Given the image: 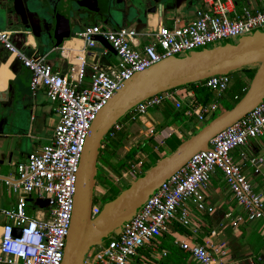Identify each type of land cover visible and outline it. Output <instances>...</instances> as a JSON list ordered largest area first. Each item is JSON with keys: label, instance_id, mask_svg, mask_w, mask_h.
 I'll use <instances>...</instances> for the list:
<instances>
[{"label": "built area", "instance_id": "obj_1", "mask_svg": "<svg viewBox=\"0 0 264 264\" xmlns=\"http://www.w3.org/2000/svg\"><path fill=\"white\" fill-rule=\"evenodd\" d=\"M199 2L200 7L188 23L175 20L171 26L158 25L145 33L129 27L85 26L76 33V38L83 42L82 48L60 49L61 57L70 61L66 73L56 71L43 58L27 57L12 44L10 32L0 31L2 46L30 71V89L35 92L42 87L46 98L57 104L58 114L50 142L17 163L15 177L4 179L10 192L17 196V205L14 209L1 210L8 222L2 226L0 235V264H61L72 218L77 172L89 128L125 81L163 59L264 30V0L248 3L241 10L236 9L234 0ZM97 37L110 45L116 63L93 64L90 83L82 87L87 53L97 46ZM141 37L147 39L145 43H141ZM200 82L202 87L220 95L226 91L230 79L229 75H215ZM166 101L173 102L175 108L181 107L174 89L169 90L135 105L127 113L129 121H136ZM216 107V103L192 106L185 113L195 114L197 121L203 122ZM122 128L116 122L105 134L101 147L110 143ZM260 137H264V99L216 134L209 141L208 149L194 153L184 166L162 182L112 238L88 251L83 264H161L166 252L157 251L154 243L168 230V224L177 220L182 227L192 228L186 201L199 212L213 211L205 205L204 191L216 169L221 171L236 204L245 212L244 217H234L232 225L263 218L262 196L254 192L241 166L231 158L232 150ZM143 159L129 160L127 169L114 178L115 182L122 184L121 178L127 175L135 178L140 174ZM244 159L255 175L261 173L264 156ZM29 200L34 215L27 213ZM101 207L93 202L92 217ZM178 245L196 264H227L224 242L205 246L186 240Z\"/></svg>", "mask_w": 264, "mask_h": 264}, {"label": "crops", "instance_id": "obj_2", "mask_svg": "<svg viewBox=\"0 0 264 264\" xmlns=\"http://www.w3.org/2000/svg\"><path fill=\"white\" fill-rule=\"evenodd\" d=\"M255 0H234L236 9L241 10L248 3ZM165 7L161 14L148 12L140 20L127 21L125 23H113V25L103 24L94 21L91 24H78L73 22V30L68 37L59 38V35L48 39L42 35L40 30L44 24L43 16L36 14V6L30 0H0V31L10 32L12 44L23 51L30 58H43L46 62L53 65L56 71L66 73L70 66V61L65 60L60 55V49L75 50L83 47V42L76 38V33L85 26L99 25L104 28L118 29L120 27L134 28L138 33H145L153 30L158 25L171 26L175 20H180L182 24L191 21L196 10L200 7L199 0H168L165 1ZM51 12V10H50ZM52 13V12H51ZM65 27V25H64ZM58 32V30H57ZM147 39L140 38L141 43ZM103 39L98 40L96 47L90 49L87 53V65L82 78L81 86H88L92 65L105 66L116 63V56L110 46L104 43ZM59 48V49H58ZM57 56H52L58 52ZM25 73L24 74V72ZM237 79L241 82L234 89L233 85L227 90H231L226 98L233 100L236 95L246 86V75L243 71ZM239 74V73H238ZM20 77L27 81L23 87ZM31 73L25 69L20 62L10 56L8 51L0 43V132L5 136L2 143L0 136V235L2 226L8 220L1 213L2 209H14L17 205V196L10 192L5 185L4 179L16 176V164L23 162L28 153L42 148L50 142L53 129L57 121L50 115L55 113L57 104L49 101L42 87L35 92L30 89ZM230 83L231 77H229ZM202 82L194 86L185 85L174 89L176 101L181 102L180 108H175L171 101L164 102L161 106L147 111V114L136 121L137 130L128 129L121 132L120 137H115L111 142L114 145L109 147V143L101 147V153L98 156L97 172L101 174L102 182H95V190H102V184L109 187V192L114 188L123 190L133 176L121 178L122 184H117L114 178L120 176L121 171L127 169L129 160L144 157L143 167L153 165L149 163L154 154L162 157L166 153L164 147L165 141L174 136L180 142H184L195 134V131L201 129V124L197 121L195 114L188 116L186 111L192 106L204 105L201 92L196 89L202 88ZM207 90V89H206ZM205 95V93H204ZM217 95L211 91V96L205 105L215 103L218 105ZM208 99V98H207ZM49 104H53L51 107ZM216 112V110H215ZM210 113L205 117L206 123L215 113ZM129 120V116L127 118ZM47 123L52 129V133L47 138L43 136L42 131H38L40 124ZM39 124V126H38ZM128 144L129 146L126 147ZM140 150H136L138 147ZM119 147L125 150L118 157H113V152L118 153ZM164 148V151L161 149ZM136 150V151H134ZM109 151L111 153H109ZM165 152V153H164ZM162 155V156H161ZM252 155L264 156V137L250 140L245 146L237 147L231 151L233 162L241 166V171L246 175L252 185L254 192L260 194L264 201V166L261 167V173L255 175L244 157ZM117 170V172H115ZM204 200L207 207H212L211 213L199 212L190 201L185 205L189 211L191 229L182 227L177 220H172L168 224V230L162 237L154 243L157 251H165L166 257L161 264H196L189 254L182 250L178 243L180 241H190L200 245H215V243L224 242L227 248V264H264V217L252 222H241L236 226L232 221L236 216H245V212L240 208L229 191L223 175L219 169H216L211 175L207 188L204 191ZM31 209L30 200L28 201L27 213L34 215ZM193 229L197 230L193 233ZM159 247V248H158ZM160 249V250H159Z\"/></svg>", "mask_w": 264, "mask_h": 264}, {"label": "water", "instance_id": "obj_3", "mask_svg": "<svg viewBox=\"0 0 264 264\" xmlns=\"http://www.w3.org/2000/svg\"><path fill=\"white\" fill-rule=\"evenodd\" d=\"M30 2L36 6V14L44 18L47 7L53 13L56 11L53 0H46V4L43 0ZM132 6L134 8L129 10V16L134 15L143 3L140 2L135 7L132 2ZM164 7L165 2L160 0L150 11L154 13L159 10L161 14ZM62 21L64 23L60 24L58 16L55 18L56 32L57 29L63 30L59 38L70 35L68 21ZM97 40L101 38L97 37ZM104 43L110 46L106 41ZM242 68L256 70L244 95L232 108L212 119L196 134L179 144L174 152L161 157L143 175L130 181L126 188L102 205L100 212L92 217L97 159L101 144L107 131L120 118L153 95L198 83L211 76L229 75ZM263 99L264 30L261 29L241 36L235 43L223 41L222 45L163 59L125 81L97 113L89 128L77 172L72 218L61 264H83L88 251L111 233H117L162 182L184 166L194 153L208 149L209 141L216 134L245 116ZM0 136L3 143L6 138L2 132Z\"/></svg>", "mask_w": 264, "mask_h": 264}, {"label": "flooded vegetation", "instance_id": "obj_4", "mask_svg": "<svg viewBox=\"0 0 264 264\" xmlns=\"http://www.w3.org/2000/svg\"><path fill=\"white\" fill-rule=\"evenodd\" d=\"M46 0H43L44 4ZM135 7L141 2L143 6L136 9L134 15L129 16V10L133 9L132 2ZM160 0H53L56 5L55 10L61 22L66 19L69 23V32L73 30V22L80 24H91L94 21L102 22L103 24L113 25V23H125L127 21H135L143 19L152 7H156ZM168 1V0H163ZM198 1V0H197ZM166 3V2H165ZM55 13L50 12L47 7L42 19L43 25L40 30L42 35H46L48 39L56 37L62 32L57 29L55 23ZM118 17V18H117ZM64 23V22H63ZM64 26V24H63ZM101 151L99 152V154ZM99 160L97 159V167Z\"/></svg>", "mask_w": 264, "mask_h": 264}, {"label": "rangeland", "instance_id": "obj_5", "mask_svg": "<svg viewBox=\"0 0 264 264\" xmlns=\"http://www.w3.org/2000/svg\"><path fill=\"white\" fill-rule=\"evenodd\" d=\"M170 24H168V26H169ZM240 37H237V38H235L234 40H232L233 41V43H235V42H237L238 41V39H239ZM223 43H217L216 45H222ZM216 45H209L207 48H212L213 46H216ZM205 49V48H204ZM59 53V51L58 52H55V53H53L52 54V56H57V54ZM178 56H181V54H179ZM255 67V66H254ZM25 73H27L26 72V70H25V72H24V74ZM239 73V74H238ZM241 74H242V72L240 71V70H237V71H234V72H231L230 74H229V77H231V82L232 83H230L229 82V85H228V88L230 87V85H233V88L232 89H234V88H236L237 86H238V83L239 82H241V81H239L237 78L239 77V76H241ZM20 81H22V84H23V87L25 86V85H27V81H23V77H20ZM251 81V80H250ZM246 82L248 83V78L246 79ZM250 83V82H249ZM227 88V89H228ZM230 91L231 90H227V91H224L223 93H221L220 95L222 96L221 97V99L219 98L218 99V101H219V103H218V105H217V107H216V112L212 115V117H211V119L212 118H216L218 115H220L221 113H223L224 111H226L227 109H230V108H232L234 105H235V100H230V99H228V98H226L225 96H227V95H229V93H230ZM216 103V102H215ZM51 107H53L54 105L53 104H49ZM150 110V112H152V111H155V110H153V108H151V109H149ZM56 115H57V113H56ZM51 117H53V119L55 120V122L57 121V119H58V115L57 116H55V113H53L52 115H50ZM128 114H126L125 116H123L122 118H120L118 121H117V123H119V124H121L122 125V127H123V130L121 131L122 133L124 132V131H127L128 129H135V130H137V123L136 122H132V121H129L128 119ZM211 119H209V120H211ZM208 122V121H207ZM205 123L204 121L203 122H200V124H201V128L203 127V126H205L206 124H208V123ZM38 126H39V124H38ZM38 131H42L43 132V136L44 137H48V136H50L51 135V133H52V129L49 127V125L47 124V123H45V125H42V124H40V126L38 127ZM200 130V129H199ZM199 130H197V131H195V134L199 131ZM120 132V133H121ZM120 133H117V135H116V139H118L120 136ZM127 146L126 147H128L129 145L128 144H126ZM112 146L114 147V145L112 144V142L110 141V143H109V147H111L112 148ZM137 149L136 150H140V149H138L139 148V146L138 147H136ZM124 148L123 147H119V152L118 153H116V152H113V154H112V156L113 157H118L119 156V154L120 153H122V155H123V152H124ZM136 150H134V151H136ZM161 151H164V148H162L161 149ZM137 152V151H136ZM109 153H111L110 151H109ZM165 153V152H164ZM171 154V153H170ZM169 153H167L166 152V154H164V155H170ZM163 155V156H164ZM162 156V155H161ZM100 157L101 156H98V160H100ZM142 158H144L143 156H141ZM160 158L161 157H159V155H157V154H154L153 156H151V158H150V160H149V163L150 164H155V163H157L159 160H160ZM134 159H136V158H134ZM152 166V165H151ZM143 169H144V171H148L149 169H150V166H146V167H143ZM115 172H117V170L115 171ZM96 179H97V182H102V179H101V174L99 173V171L96 173ZM121 183H123V182H121ZM102 190H98V189H96L95 191H94V196H93V202L94 203H97V204H100V205H104V204H106L108 201H110V199L112 200V198H115L116 197V194H117V192H119L120 193V188H118V189H116V188H114L112 191H108L109 190V187H108V185H106V184H102ZM122 191V190H121ZM34 197V196H33ZM114 234L115 233H111L105 240H108L109 238H112L113 236H114ZM104 241V240H103Z\"/></svg>", "mask_w": 264, "mask_h": 264}, {"label": "trees", "instance_id": "obj_6", "mask_svg": "<svg viewBox=\"0 0 264 264\" xmlns=\"http://www.w3.org/2000/svg\"><path fill=\"white\" fill-rule=\"evenodd\" d=\"M229 42H232L233 43V41L232 40H229ZM221 43H223V42H221ZM255 68L254 69H251V68H242V69H240V71H243L244 73H245V75H246V77L248 78V83L246 84V86L243 88V90L242 91H240L239 93H238V95H236V98H234L233 100H235V104L241 99V97L244 95V93H245V91L247 90V88H248V85H249V82H250V80H251V78H252V76L254 75V73H255ZM196 83H194V84H190V85H188V86H194ZM196 92L198 93V92H201L202 93V97L204 98L203 100H202V102H203V104L205 105V103H207V101L209 100V96H211V91L210 90H206V88H204V87H202V88H200V89H196ZM204 93H205V95H204ZM208 98V99H207ZM228 110V109H227ZM212 119H214V118H212ZM211 119V120H212ZM211 120H208V122H210ZM207 122V123H208ZM182 142H180L176 137H174V136H172V137H170V138H168L166 141H165V145H164V147L167 149L166 150V152L167 153H172V152H174L175 150H176V148L179 146V144H181ZM166 154V153H165ZM164 156H167V155H164ZM163 157V156H162ZM145 173V171L143 170V171H141V173L140 174H138L135 178H137V177H139V176H141V175H143ZM128 186V185H127ZM126 186V187H127ZM125 187V188H126ZM119 194V192H117V194H116V196ZM113 199V198H112ZM111 200V199H110ZM159 248V247H158ZM160 250V249H159ZM162 251V250H161ZM166 255H167V253H166Z\"/></svg>", "mask_w": 264, "mask_h": 264}]
</instances>
